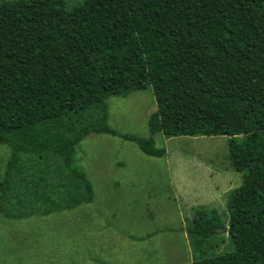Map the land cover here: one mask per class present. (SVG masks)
I'll return each instance as SVG.
<instances>
[{
  "label": "trees",
  "instance_id": "1",
  "mask_svg": "<svg viewBox=\"0 0 264 264\" xmlns=\"http://www.w3.org/2000/svg\"><path fill=\"white\" fill-rule=\"evenodd\" d=\"M149 87L148 138L107 126L110 97ZM100 134L153 158L166 154L158 135L228 138L242 182L225 218L194 211L190 264H264V0H83L70 11L62 0H0V146L10 151L0 213L29 161L59 164L65 198L90 203L74 152ZM222 234L232 249L216 255Z\"/></svg>",
  "mask_w": 264,
  "mask_h": 264
},
{
  "label": "rangeland",
  "instance_id": "2",
  "mask_svg": "<svg viewBox=\"0 0 264 264\" xmlns=\"http://www.w3.org/2000/svg\"><path fill=\"white\" fill-rule=\"evenodd\" d=\"M62 1L69 11L83 2ZM155 109L151 87L110 97L106 124L117 134L148 138ZM155 143L164 157H148L117 136L83 139L75 147L74 165L92 189L87 204L65 198L59 164L27 162L30 171H16L1 205L0 264L192 263L186 228L194 211L216 210L225 218L227 194L240 186L242 174L230 167L226 137L158 135ZM9 155L0 146V182ZM24 211L30 215L13 219ZM216 243V255L232 249L227 234Z\"/></svg>",
  "mask_w": 264,
  "mask_h": 264
}]
</instances>
